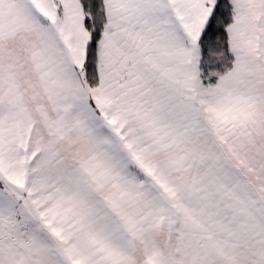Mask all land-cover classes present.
I'll return each mask as SVG.
<instances>
[{
	"label": "snow or ice",
	"instance_id": "1",
	"mask_svg": "<svg viewBox=\"0 0 264 264\" xmlns=\"http://www.w3.org/2000/svg\"><path fill=\"white\" fill-rule=\"evenodd\" d=\"M0 264H264V0H0Z\"/></svg>",
	"mask_w": 264,
	"mask_h": 264
}]
</instances>
